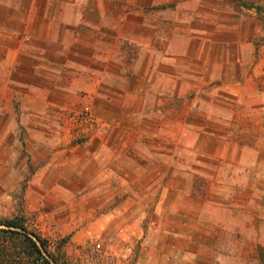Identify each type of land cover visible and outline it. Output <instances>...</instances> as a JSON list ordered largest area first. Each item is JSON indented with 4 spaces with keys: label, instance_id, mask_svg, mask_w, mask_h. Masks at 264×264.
<instances>
[{
    "label": "crops",
    "instance_id": "crops-1",
    "mask_svg": "<svg viewBox=\"0 0 264 264\" xmlns=\"http://www.w3.org/2000/svg\"><path fill=\"white\" fill-rule=\"evenodd\" d=\"M43 1L48 3V9L42 12L41 25L34 24L35 30L41 28L42 35L38 40L26 43L25 50L35 51L41 59L37 63L40 72L37 70L38 74L31 80L49 83V88L40 89L37 93L41 96L37 93L28 96V104L19 106L18 114L20 126L35 144L48 145L50 142L51 164L54 161L66 164L60 172H66L67 179L57 182L54 188L67 194L70 201L69 195L76 200L74 195L78 193L96 197L101 193L120 191L125 188L123 181L127 180L143 183L140 188L145 187V192L156 194L151 208L153 218L147 223L136 264H264L262 151H259L260 157L257 154L255 157L248 152L251 148L236 144L229 137L224 140L205 135L200 130H211L212 125L188 122L185 117L174 123L178 134L172 138L169 135L172 123L166 117V107L156 110L157 118L162 119L147 123L145 129L137 122L135 128L131 127L133 123L128 122L131 126L121 124L124 123L123 99L129 97L132 104V98L138 99L144 93L137 84V89L124 90L122 84L113 79L114 72L108 69L109 65L119 64L118 59L108 60L106 55L97 52L118 49L112 42L108 45L106 38L107 18L112 17L113 12L106 7L108 0ZM147 1L161 6L173 0ZM188 1L194 7L198 6L196 13L200 12L197 14L200 16L202 10L198 2L201 0ZM166 11L153 10L152 21H141L134 38L144 52L137 53L132 64L135 67L146 65L147 80L152 82L150 90L154 93L147 90V97L158 101L164 97V84L166 81L168 90L170 76L175 73L171 65L175 64H178L174 68L176 73L183 76L189 65L191 73L201 75V82L231 80L232 70L227 63L225 71H218L224 65L218 62L220 48L219 43L213 41L212 31L207 32L209 36H203L205 32L198 29L200 34L195 41H188L186 34L171 35L169 12ZM25 17L29 24L38 17V12L29 10ZM75 18L80 20L77 26ZM198 22L203 23V20H195V25ZM183 27L186 29L185 25ZM249 44L237 45L247 48L250 60L255 50ZM74 50L86 51L87 59L77 62L78 54ZM80 65L83 68L81 74L75 80L74 77L68 79L69 72L73 74V71L66 69ZM248 68L252 70L250 74L244 69L234 80H243V88L249 86L254 92L247 96L249 104L256 105L257 96V105H260L264 94L258 92L257 83H264V71L261 72L259 65ZM64 70L66 73L61 76ZM132 73L136 74L135 71ZM60 81L64 83L60 85ZM79 86L90 92L96 111L101 108L110 114L114 124L102 136L91 137L84 144L71 146L69 140H61L67 149L60 148L58 113L60 108L70 106ZM161 104L165 106L164 102ZM13 110L11 91L0 90L2 126L9 125ZM3 133L4 129L0 130V137ZM211 143L213 147H209ZM194 178H201L203 184L194 185ZM65 182L67 184L62 185ZM134 192L140 193L137 189Z\"/></svg>",
    "mask_w": 264,
    "mask_h": 264
},
{
    "label": "rangeland",
    "instance_id": "rangeland-1",
    "mask_svg": "<svg viewBox=\"0 0 264 264\" xmlns=\"http://www.w3.org/2000/svg\"><path fill=\"white\" fill-rule=\"evenodd\" d=\"M198 3L202 10L200 16L197 15L200 12L196 13L198 6L194 7L188 0H173L161 6L147 0L107 1L106 7L113 12L112 17L107 18L106 38L108 45L112 42L118 49L108 48L97 52L106 55L108 60L114 57L118 59L120 63L109 65L108 69L114 72L113 79L122 84L124 90L142 88L144 93L138 99L132 98V104L129 97L123 99L124 123L121 124L131 126L129 123H133L131 127L135 128L137 122L139 127L145 129L147 123L162 119L157 118L156 110L166 107V117L172 123L170 137H177L178 127L174 123L185 117L188 122L212 125L211 130H200L205 135L224 140L229 137L236 144L251 148L248 152L255 157L256 154L260 157L259 151L264 156V100L257 105L256 96V105L249 104L250 98L247 96L254 92L249 86L243 88V80H234L243 74L244 69H248L250 74V65H259L261 72L264 71V0H201ZM47 4L43 0H0V90L11 91L14 107L9 125L2 126V120L0 122V130L4 129L0 137V222L14 219L29 233L46 241L47 250L55 260L52 264H136L147 223L153 218L151 208L156 194L145 192V187L140 188L143 183L124 180L125 188L120 191L101 193L96 197L78 193L74 195L76 200L69 195L71 200L68 201L67 194L54 188L57 182L67 179V173L60 172L66 164L54 161L52 165L50 142H47L48 145L35 144V140L28 136L29 133H24L19 124L18 107L28 104V96L45 86L49 88V83L31 80L38 74L37 70L40 72L41 67L37 63L41 59L35 51L25 50L26 43L34 42L42 35L41 28L35 30L34 24L41 25V15L48 9ZM158 9L169 12L171 35L186 34L188 41H195L200 34L198 29L202 28L205 32L203 36H209L212 31L213 41H217L220 48L218 62L224 65L218 71H225L227 63L232 70L231 80L201 82V75L191 73L189 65L188 72L183 76L176 73L174 68L178 64H175L171 65L175 73L172 72L170 76L168 90L165 81L164 97L160 101L147 97V90L154 93L150 90L152 82L147 80L146 65L135 67L132 64L136 54L144 52L134 38L140 22L152 21V12ZM29 10H36L38 17L26 24L25 13ZM73 20L76 26L79 25L78 18ZM195 20H203V23L195 25ZM248 42L255 50L250 60L247 48L238 46L239 43ZM74 51L78 54L77 62L87 59L86 51ZM66 70L73 71L67 77H74L75 80L83 68L80 65ZM64 73L65 70L60 75ZM178 77L181 78L178 80ZM63 83L60 81V85ZM257 85L258 92L264 94V83ZM79 88L75 97L71 98L70 106L60 108L58 113L60 148L67 149L61 140H69L71 146L84 144L91 137L102 136L114 124L110 114L101 108L96 111L92 106V100H95L90 92L81 86ZM243 94L245 96L241 97ZM163 102L165 106H162ZM2 117L0 114V119ZM47 136L50 138L51 134ZM52 136L55 141L54 132ZM209 147H213L212 143ZM70 164L73 167V163ZM79 165L82 167V162ZM193 183L203 184L201 178H194ZM135 189L140 193L134 192ZM0 229H4L1 224ZM14 231L21 232L19 229ZM20 240L19 234L0 230V264H32Z\"/></svg>",
    "mask_w": 264,
    "mask_h": 264
},
{
    "label": "trees",
    "instance_id": "trees-1",
    "mask_svg": "<svg viewBox=\"0 0 264 264\" xmlns=\"http://www.w3.org/2000/svg\"><path fill=\"white\" fill-rule=\"evenodd\" d=\"M4 229H0L2 232H10L19 234L21 237V243L27 250L26 256L32 262V264H52L55 263L52 255L47 250L46 241L41 239L34 233H29L22 224L17 223L14 219L3 220L0 222ZM19 229L21 232L14 231Z\"/></svg>",
    "mask_w": 264,
    "mask_h": 264
}]
</instances>
